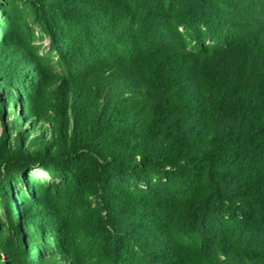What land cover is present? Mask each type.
Returning a JSON list of instances; mask_svg holds the SVG:
<instances>
[{"label": "trees", "instance_id": "obj_1", "mask_svg": "<svg viewBox=\"0 0 264 264\" xmlns=\"http://www.w3.org/2000/svg\"><path fill=\"white\" fill-rule=\"evenodd\" d=\"M25 3L60 73L7 21L0 264H264V0ZM18 112L50 139L25 141ZM35 165L97 207L20 194Z\"/></svg>", "mask_w": 264, "mask_h": 264}, {"label": "rangeland", "instance_id": "obj_2", "mask_svg": "<svg viewBox=\"0 0 264 264\" xmlns=\"http://www.w3.org/2000/svg\"><path fill=\"white\" fill-rule=\"evenodd\" d=\"M5 12L8 14V18L4 16ZM7 21L18 34L19 42L22 41L30 46L37 57L43 59L44 62L55 72L60 73L59 68L56 65V57L48 48L47 36L42 31L41 26L32 14V11L27 7L25 0H0V32L7 27ZM179 30L187 37V39H189L187 29L180 27ZM205 43H210V41L206 40ZM190 46H192V42H190ZM14 91L15 92H12L13 102L19 107L23 100V95L19 91L17 92V90ZM3 92V90H0V107L3 106L8 118H11L7 106L9 102L7 98L3 97ZM18 114L20 117V128L25 135V141H28L29 138H32V136L38 134L40 131L43 132L47 139H50L48 134L49 130H46L45 128L47 127V120H43L44 125L43 127H40V130L38 131L37 129H39V126L37 125H39V123L36 122L34 128L31 121L24 119L21 113L18 112ZM8 131L9 133H12L10 129ZM13 134L14 132L12 135ZM49 151L51 150L49 149ZM82 173L84 174V180H88L89 174L87 168L84 169ZM23 177L26 178L25 181L28 184L25 182L17 186L20 194V191H26L30 193L38 192L40 195L47 196L55 201L56 206L60 211L68 213L69 217L72 219L81 218L85 212L97 207V201L99 199L96 195L86 194L88 192V183H81L77 186L73 179L66 173L57 175L52 174L39 165H35L27 169ZM20 194L13 189L14 198L22 203L24 200L23 198H20ZM26 202L28 205H35L34 202H30V198L26 199ZM22 229H24V227H22ZM5 238L6 232L3 227V214L0 209V240H4ZM24 240L26 245H28L26 233L24 234Z\"/></svg>", "mask_w": 264, "mask_h": 264}]
</instances>
